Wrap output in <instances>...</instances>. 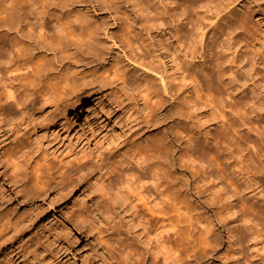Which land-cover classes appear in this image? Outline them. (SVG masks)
I'll return each instance as SVG.
<instances>
[{
    "label": "clouds",
    "instance_id": "clouds-1",
    "mask_svg": "<svg viewBox=\"0 0 264 264\" xmlns=\"http://www.w3.org/2000/svg\"><path fill=\"white\" fill-rule=\"evenodd\" d=\"M0 264H264V0H0Z\"/></svg>",
    "mask_w": 264,
    "mask_h": 264
}]
</instances>
